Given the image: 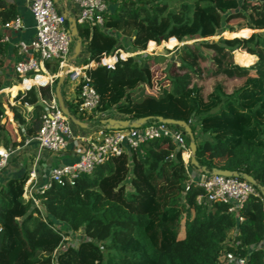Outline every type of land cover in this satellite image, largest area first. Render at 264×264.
Segmentation results:
<instances>
[{
  "label": "trees",
  "instance_id": "1",
  "mask_svg": "<svg viewBox=\"0 0 264 264\" xmlns=\"http://www.w3.org/2000/svg\"><path fill=\"white\" fill-rule=\"evenodd\" d=\"M106 1L103 28L76 24L83 63H95L86 71L98 105L88 118L81 116L78 103L65 98L64 78L60 91L68 112L87 130L105 128L96 115L109 110L130 121L149 117L140 126L158 117L183 121L194 136L195 160L207 171L202 173L225 169L239 179L245 173L264 188V6L258 0ZM15 15L14 5L0 0L1 24ZM218 30L234 38L209 39ZM114 33L137 50H154L161 41H195L181 44L156 79L153 67L165 57L127 55L113 68L100 64L103 54L122 49ZM1 38L0 32V89L7 53ZM44 64L49 74L57 73V59ZM33 75L17 82L12 91L24 90L11 101L0 98V146L8 150L37 134L41 99L54 94L57 79L35 87L47 78ZM177 129L189 149V137ZM197 129L206 137L198 139ZM181 152L168 136L148 139L72 183L51 182L36 193L42 210L23 196L27 173L0 183V264H221L227 252L245 257L244 264H264V247H258L263 197L251 195L231 212L220 201L198 202L205 191L190 180ZM57 225L86 238L62 247Z\"/></svg>",
  "mask_w": 264,
  "mask_h": 264
},
{
  "label": "built area",
  "instance_id": "2",
  "mask_svg": "<svg viewBox=\"0 0 264 264\" xmlns=\"http://www.w3.org/2000/svg\"><path fill=\"white\" fill-rule=\"evenodd\" d=\"M258 1L264 6V0ZM24 2L33 18L35 35L28 42L19 41L15 44L18 54L23 57L13 64L15 76L21 77L22 81L29 78L27 76L30 73H34L33 77H36L42 71H45L44 63L46 61L57 59L59 69L53 76L57 78L61 68L64 65L68 66V70L64 75L65 98H71L74 102H77L78 113L84 118H88V115L92 113L99 102L98 93L86 71L88 67L95 63L91 61L80 67L69 64L68 55L73 39L69 28L64 23L67 16H72L76 24L87 22L103 28V12L107 10V1L24 0ZM1 26L4 29H19L21 18L15 15L12 20L2 23ZM1 40L6 42V35H2ZM119 52L122 54L121 49H117L112 55L103 54L100 64L113 68L118 58H124L121 57ZM41 102L44 104V111L41 114L40 127L37 134L26 139L23 145L35 143L38 149L53 154L66 152L76 126L63 114L57 103L55 93L51 95L49 100L41 99ZM161 136H168L177 148H182V161L189 174L192 168L190 151L186 147L183 133L171 124L154 122L138 128L124 129L94 127L88 130L87 135L82 137L84 142L82 151L70 162L51 166L47 181L34 190H32L31 184L37 175L35 170H32L25 181L23 196L25 199H29L33 206L38 207L40 200L36 193H42L44 189L50 186L51 182L62 183L65 180L72 183L79 174L90 172L107 158L135 149L144 141ZM17 147L8 150L0 146V173L8 166ZM190 180L195 181L196 185L202 187L205 191L203 197H197L198 202L202 198L208 204L220 201L228 205L227 211L229 212L240 209L249 196H261L258 187L244 178L239 179L237 176L201 172L196 178L190 177ZM238 219L240 220V217ZM56 227L63 233V241H66L65 238L72 231L65 225H57ZM258 247H264V237ZM225 259L231 264H244L246 260L245 257L236 256L231 252L225 253Z\"/></svg>",
  "mask_w": 264,
  "mask_h": 264
},
{
  "label": "crops",
  "instance_id": "3",
  "mask_svg": "<svg viewBox=\"0 0 264 264\" xmlns=\"http://www.w3.org/2000/svg\"><path fill=\"white\" fill-rule=\"evenodd\" d=\"M8 4H13L16 9V15L21 18V27L19 29H4L0 22V32L2 35L7 37V53L3 57V65L1 72L5 76L6 83H10L15 77L13 72V64L23 58L18 54L17 48L15 46L19 41L28 42L35 35L34 21L31 13L27 9L24 0H4ZM62 9V8H61ZM68 61L69 64L74 67H80L84 63L80 62L85 59L86 53L82 52L78 54L75 58H72L74 42L72 43ZM80 58L77 61H73L76 58ZM255 60V56H254ZM46 70V69H45ZM42 73H46L42 71ZM53 78V75H52ZM66 86H63V92ZM87 129H74V135L69 141L68 149L66 152L53 154L37 148L35 143H30L28 145L21 144L17 147L14 153V158L11 159L8 166L0 173V183H4L7 179L15 176H20L27 173V178L32 170H35L37 175L36 178L32 180V190L39 188L48 179V172L51 166L56 164H61L65 162L72 161L76 155L82 151L84 147V142L82 137L87 135ZM185 156V155H184ZM201 174L200 170L192 167L189 171L190 177L196 178ZM26 178V179H27ZM38 208L42 210V206L39 203Z\"/></svg>",
  "mask_w": 264,
  "mask_h": 264
},
{
  "label": "rangeland",
  "instance_id": "4",
  "mask_svg": "<svg viewBox=\"0 0 264 264\" xmlns=\"http://www.w3.org/2000/svg\"><path fill=\"white\" fill-rule=\"evenodd\" d=\"M114 34L118 35L119 40H120V42L122 44V49H121L122 50V54H121V52H119L121 57H126V55L134 56L137 59H143V58H145V59H153V58H156V57H165L164 60L158 61L156 63V65L153 67L152 71H153L156 79L159 78L161 76V74H163L165 63L167 62L168 59H173V57H174L173 55H174L176 49L181 45V43L178 42V41L174 45H173V42L169 44L166 41H161L158 44V46H157L158 48H156L154 50H149L147 46H146V48L144 50H137V49L133 48L130 45V43H129V41L127 39H125L124 37L120 36L117 33H114ZM222 35H224V36L228 35V32L227 31L221 32V30H218L216 35L210 37L209 39L217 40L219 37L226 38V39H231V38H228V37H224ZM236 37L239 38V39H243L244 38L243 36H240V35L236 36ZM73 42L75 43L74 40L72 41V43ZM236 50H238V49L233 50L232 60L234 58V52ZM78 59H80V58L78 57V58L74 59L73 61H77ZM83 61L84 60H82L80 62L82 63ZM45 72L46 73H41L40 74V75H44L47 78L44 83L45 84L46 83L52 84V82L55 79H57V78H55V77L52 78L51 74H49L46 70H45ZM31 78H34V77H31ZM26 79H30V77L26 78ZM19 80H21V77L15 76V77H13V80L10 81V83H5V85L0 89V98L3 99L4 97L8 96L9 97V101H11L12 97L16 94V92L18 90H24V88H17V89L12 91V88L14 86H19V83H20ZM17 82H19V83H17ZM21 83H22V81H21ZM13 84H15V85H13ZM38 85H39V83L38 84H33L32 86L38 87ZM152 93H154V92H152ZM96 116L99 119H106V118L123 119V117H124V116L118 114L117 112H115L114 110H109V111H106V112H103V113H97ZM5 121H6V119H3V123H5ZM197 133H198V139H202V138L206 137L205 135H202L200 133L199 129H197ZM99 197H100L99 195H96V207H100L101 206V201H100ZM85 238L86 237L81 232H72L70 235H68L67 238H65L66 241H64L62 243V247L67 245V244L75 246L80 240H83ZM223 261L224 262H222L221 264H231V263L227 262V260L225 259V255L223 257Z\"/></svg>",
  "mask_w": 264,
  "mask_h": 264
},
{
  "label": "water",
  "instance_id": "5",
  "mask_svg": "<svg viewBox=\"0 0 264 264\" xmlns=\"http://www.w3.org/2000/svg\"><path fill=\"white\" fill-rule=\"evenodd\" d=\"M54 1H56V0H54ZM64 25L69 28L71 37L75 39L74 40L75 44L73 47V55H72V58H75L79 54L80 45H81V41H80L79 37L76 35L75 19L72 16H67ZM232 38H234V37H231V39ZM194 41L195 40L183 41V42H181V44L191 43ZM67 70H68L67 65H64L60 70V74L57 77V82H56L55 89H54L55 97H56L57 103H58L60 109L62 110L63 114H65L70 119V121L73 123V125H75L76 127H80V128L85 129L86 124L84 122L80 121L79 119L75 118L74 116H72L63 104L60 88H61V84L63 83L64 75H65ZM39 85H41V84H39ZM148 119H149V117H141V118H138L136 120L130 121L128 119L106 118V119H101V123L104 125L105 129L138 128V127H140V125L145 123ZM157 120H158V122H164L167 124L174 125L175 127H182L183 128L184 133L189 137L188 147H189V151H190V164L192 165V167H194L198 170L200 169L203 172H207L203 167L200 168L197 161L195 160L194 154H195V150H196V143H195L194 136H193V133H192L189 125L183 121H180V120L163 119L161 117H158ZM210 173L216 174V175H223V176H237L238 175L236 172H231L229 170L218 169V168L212 169ZM242 178L246 179L247 181H249L253 185L257 186L259 188L260 193H261L263 200H264V188L262 186H258L256 184V182L254 181V179L245 173L242 174Z\"/></svg>",
  "mask_w": 264,
  "mask_h": 264
},
{
  "label": "clouds",
  "instance_id": "6",
  "mask_svg": "<svg viewBox=\"0 0 264 264\" xmlns=\"http://www.w3.org/2000/svg\"><path fill=\"white\" fill-rule=\"evenodd\" d=\"M257 187V186H256ZM262 196V195H261Z\"/></svg>",
  "mask_w": 264,
  "mask_h": 264
}]
</instances>
